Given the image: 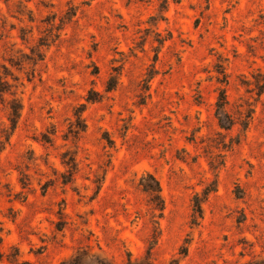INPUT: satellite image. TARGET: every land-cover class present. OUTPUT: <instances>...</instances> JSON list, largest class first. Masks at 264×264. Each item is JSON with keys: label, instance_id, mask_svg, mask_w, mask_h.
<instances>
[{"label": "rangeland", "instance_id": "374dc122", "mask_svg": "<svg viewBox=\"0 0 264 264\" xmlns=\"http://www.w3.org/2000/svg\"><path fill=\"white\" fill-rule=\"evenodd\" d=\"M259 259L264 0H0V264Z\"/></svg>", "mask_w": 264, "mask_h": 264}, {"label": "trees", "instance_id": "16d2710c", "mask_svg": "<svg viewBox=\"0 0 264 264\" xmlns=\"http://www.w3.org/2000/svg\"><path fill=\"white\" fill-rule=\"evenodd\" d=\"M174 2H178V0H174ZM108 91H109V89H108ZM226 103H227L226 100H223V102H217L216 103L217 110L222 109ZM148 178H150V180L152 181L151 183H147V182H144L143 180H141V182H142L141 185L143 187V190L148 192L149 194H151L152 197H158V199H159L158 193L160 191V187H159L158 181L155 180V178H153L151 175H148ZM247 264H264V259L255 260V261H252V262L247 263Z\"/></svg>", "mask_w": 264, "mask_h": 264}]
</instances>
